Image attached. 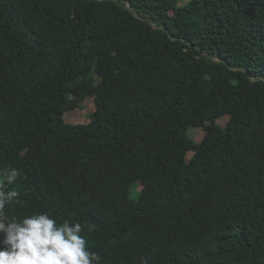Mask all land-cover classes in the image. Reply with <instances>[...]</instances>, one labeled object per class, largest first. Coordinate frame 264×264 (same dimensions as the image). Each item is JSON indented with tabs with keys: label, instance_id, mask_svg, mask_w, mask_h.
I'll list each match as a JSON object with an SVG mask.
<instances>
[{
	"label": "trees",
	"instance_id": "1",
	"mask_svg": "<svg viewBox=\"0 0 264 264\" xmlns=\"http://www.w3.org/2000/svg\"><path fill=\"white\" fill-rule=\"evenodd\" d=\"M0 183L99 264H264V0H0Z\"/></svg>",
	"mask_w": 264,
	"mask_h": 264
},
{
	"label": "clouds",
	"instance_id": "2",
	"mask_svg": "<svg viewBox=\"0 0 264 264\" xmlns=\"http://www.w3.org/2000/svg\"><path fill=\"white\" fill-rule=\"evenodd\" d=\"M17 170L6 173V183L17 179ZM16 191H3L0 183V264H99L100 257L88 248L82 232L94 224L57 220L47 212L18 217L8 215L6 206L22 203Z\"/></svg>",
	"mask_w": 264,
	"mask_h": 264
},
{
	"label": "rangeland",
	"instance_id": "3",
	"mask_svg": "<svg viewBox=\"0 0 264 264\" xmlns=\"http://www.w3.org/2000/svg\"><path fill=\"white\" fill-rule=\"evenodd\" d=\"M188 0H182V3L187 2ZM96 109L94 99L92 97L86 98L82 103L81 106L75 110L67 111L64 114V118L67 122L71 123H87L90 121V114ZM229 119V116H224L218 120L219 123L222 125H225L227 120ZM190 135L195 140H202L205 132L203 128L201 127H195L189 129ZM83 146L93 149V144L88 141H82ZM193 155V152L188 153V158H190ZM142 188V185L140 183H137V185L132 186L130 188V194L132 197H137L138 193L137 191Z\"/></svg>",
	"mask_w": 264,
	"mask_h": 264
}]
</instances>
